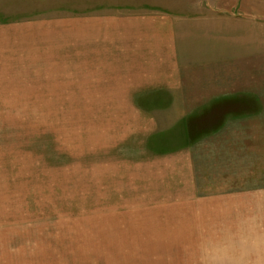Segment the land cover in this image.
<instances>
[{"label": "rangeland", "instance_id": "rangeland-1", "mask_svg": "<svg viewBox=\"0 0 264 264\" xmlns=\"http://www.w3.org/2000/svg\"><path fill=\"white\" fill-rule=\"evenodd\" d=\"M99 5L196 31L191 50L219 57L220 93L182 108L239 115V134L201 138L186 154L181 131H164L180 105L134 100L113 67L101 90L85 89L70 23ZM4 32L13 40L0 47V264H264L261 205L252 202L249 222L243 204L236 220L210 199L264 191V0H0Z\"/></svg>", "mask_w": 264, "mask_h": 264}, {"label": "crops", "instance_id": "crops-1", "mask_svg": "<svg viewBox=\"0 0 264 264\" xmlns=\"http://www.w3.org/2000/svg\"><path fill=\"white\" fill-rule=\"evenodd\" d=\"M85 9L90 11L93 8L87 6ZM94 9L97 11L94 14L92 11L85 12L82 19H75L74 22L70 23L75 25V30L78 31L77 39L82 40L83 43V82L85 83V89L101 90L102 88L96 83L101 81L103 73H109L108 69L113 67L115 69L110 71L116 76V81L119 84L118 88L128 91V96L131 95L134 100L149 98L148 105H151V103L152 105L158 104L155 100L154 102H151V100L160 94L163 95V100H169L170 103L167 104L180 105L181 108L183 105H209V102H203L204 99L210 101L213 100L215 95H219V89H214L213 87L216 84L212 82L215 73H213L212 64L217 62L219 57H214L212 52L208 53L209 51L199 50L198 53H195L191 50V47L197 43V41L190 40L196 34V31L182 29L177 18L168 15L161 16L149 12L133 15L116 12L109 15L103 12L107 8L101 5ZM12 40L13 37L10 33L0 34V47L11 46ZM181 44H183L182 51L180 50ZM91 79L93 82L90 83L89 80ZM201 82H203L202 87H198L197 84H201ZM138 90H142L141 94L136 92ZM146 90L149 92H146ZM213 91L215 92L213 93ZM194 95L196 97L201 96L200 99L203 100L201 102L194 101L196 99V97H193ZM229 96H231L230 93L222 94V97L218 96V100ZM157 98L161 97L157 96ZM135 103L133 101V104ZM178 116L169 121H163L169 123L164 131H181L185 136L184 139H187L186 144L189 145L183 151L186 154H193L201 148V145H199L201 138L206 140L209 137L218 136L232 139L240 132L236 127L238 121H240L238 119L239 115L234 113L196 116L187 114L186 110L182 108L179 109ZM198 117L203 118L197 121L196 118ZM245 117L246 115L243 114L240 118ZM192 121L199 124L197 125L199 128L195 130L197 134H188L191 131L190 122ZM182 124L184 125L182 126ZM164 125L162 126L164 127ZM239 128L244 132L241 137L248 135L244 125L239 126ZM193 136L196 137L193 139L195 143L191 141L188 144V139ZM209 148L212 152H220V147L210 146ZM232 148L234 150V147ZM222 149L224 150V147ZM185 162V160L182 161V163ZM189 166L187 168H190ZM210 199L221 202L219 216L223 212L231 213L233 219L244 215L245 211L242 214L243 208L237 207L238 203L243 204L245 208L247 207L249 222L252 217L257 216V214L252 215L251 206L253 201L256 203L255 208L260 204L261 209H264V191L254 193L252 189L251 191H243V193L225 192L222 195L216 192L210 196Z\"/></svg>", "mask_w": 264, "mask_h": 264}, {"label": "bare ground", "instance_id": "bare-ground-1", "mask_svg": "<svg viewBox=\"0 0 264 264\" xmlns=\"http://www.w3.org/2000/svg\"><path fill=\"white\" fill-rule=\"evenodd\" d=\"M27 107V106H26ZM55 108V107H54ZM28 110H30V109H28ZM36 110V109H35ZM57 110V109H56ZM46 111V110H45ZM61 111V110H60ZM64 112V111H63ZM59 113V112H58ZM48 114V113H47ZM46 114V115H47ZM17 115V114H16ZM37 115H39V114H37ZM43 116V115H42ZM45 116V115H44ZM59 116V115H58ZM18 117V116H17ZM32 118V117H31ZM44 118V117H43ZM29 120V119H28ZM34 120V119H33ZM48 123V122H47ZM49 128V127H48ZM84 185V184H83ZM68 201V200H67ZM75 208V207H74ZM86 226V225H85ZM26 228V227H25ZM10 232V231H9ZM71 244V243H70ZM70 255V254H69ZM66 260V259H65Z\"/></svg>", "mask_w": 264, "mask_h": 264}]
</instances>
